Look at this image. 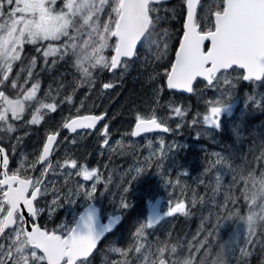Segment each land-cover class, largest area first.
Here are the masks:
<instances>
[{"label": "snow or ice", "instance_id": "1", "mask_svg": "<svg viewBox=\"0 0 264 264\" xmlns=\"http://www.w3.org/2000/svg\"><path fill=\"white\" fill-rule=\"evenodd\" d=\"M165 2L63 0L57 8V0H0V264H89L98 242L121 219L112 216L108 223L100 224L97 209L88 204L74 224L60 225L58 230L48 231L35 222L44 211L51 215L62 199L63 188L49 179L50 175L56 174L57 167L62 171L66 168L79 169L75 172L76 176H82L85 181H99L97 168L88 169L71 158L53 165L50 156L59 144L61 130L76 133L78 129H95L97 123L104 119L103 114H77L64 118L61 125L46 134L35 159L31 162L22 160L14 169L10 168L9 145L4 141L6 138L11 140L12 134L18 130L16 122L24 127L39 125L48 113L57 111L60 103H72V95L65 96L62 101H57L50 92L44 97L38 95L41 85L35 79L34 70L39 60L42 59L48 67L71 59L72 66L79 73L76 83V88H79L85 84L91 87L99 70L113 75L121 69L126 71L129 62L140 58L141 47L145 49V62L148 60L147 53L154 47L159 50L156 60L164 59L169 49L168 32L163 31V41L160 34L153 36L152 33L163 19L158 13L159 6ZM178 8V13L175 8L172 12L173 18L176 15L183 17L182 36L175 58L169 61L170 67L164 69L167 88L191 93L194 82L201 78L206 82L205 87L217 89L221 98L209 102L202 119L209 128L220 130L221 113L231 114L232 111L231 104L223 96L231 97L232 90L241 79L264 83V0H214L211 5H204L203 0H180ZM206 41H210V47L205 50ZM25 45L34 46L37 55L25 57ZM26 59L28 63L25 65ZM17 64L20 65L19 71H15ZM232 72H237L236 79H229ZM114 87L112 81L102 84L103 90ZM245 106L264 110V97L249 95ZM170 112L175 117L184 115L180 106H171ZM28 113L30 119L25 118ZM135 121L131 131L133 137L153 130L171 131L155 113L147 117L137 114ZM100 135L103 137L100 144L103 149L109 145L108 125H104ZM22 139L15 137L16 143L11 144L13 152ZM158 151L162 157L163 140ZM213 155L216 159L206 172H212L215 166L226 162L219 153ZM256 160L257 163L264 160V141L260 144V155ZM37 165L40 166V175L33 176ZM142 171L141 167L135 168L137 175ZM215 179L219 185V169ZM249 179L258 183L264 179V173H260V177L253 173ZM233 182H237L235 176ZM238 183L246 184L247 181L242 179ZM127 190L124 189L125 192ZM95 191L93 184L91 191L84 190L83 198L91 200ZM78 194L70 190L65 202L75 203L72 196ZM48 195L53 197L51 204L46 208L40 207L41 198ZM227 202L235 205L237 198L228 196ZM120 206L127 208L128 204L122 199ZM175 214H188L184 200L169 206L164 216ZM248 219L251 222L252 217ZM160 220L159 214L150 211L146 221L138 222L129 247L111 249L124 258L114 260L113 264H129L128 257L133 251L140 264H218L221 249L231 250L228 244L222 245L221 249L214 248L212 233H209L196 247V254L189 250L183 259L178 256L177 247H169L167 243L151 251V245L146 243L147 230L154 228ZM253 248V243L246 240L240 247L241 256H251Z\"/></svg>", "mask_w": 264, "mask_h": 264}, {"label": "trees", "instance_id": "2", "mask_svg": "<svg viewBox=\"0 0 264 264\" xmlns=\"http://www.w3.org/2000/svg\"><path fill=\"white\" fill-rule=\"evenodd\" d=\"M179 3L180 0H168L159 6L158 15L163 19L152 35L160 34L163 41V31L167 30L169 44L165 58L160 61L155 58L159 50L154 47L147 53L148 60L145 62V49L141 47L140 58L129 62L126 71L121 69L113 75L106 70H99L95 73L96 81L91 87L85 84L76 88L79 76L75 78V82L68 81L57 72L58 63L45 69L43 60H39L41 62L38 64L41 66L35 70V77L40 72L47 73V77L55 81L56 90L63 85L57 92L59 94L56 99L62 101L65 96L72 95L73 100L71 104L60 103L57 111L35 128H41L39 133H47L56 129L70 115L106 114L102 129L104 125H108L109 145L105 148L100 147L102 129L95 136L89 134L81 138L75 137L67 146L63 141L59 143V147L73 152L75 158L93 157L95 151L100 155L95 166L99 170V188L102 192L99 197L101 201L97 200L96 203L102 218L115 213L122 214L120 225L104 239V244L122 249L129 247L138 222L146 219L147 195L149 191L152 192L151 186L160 175L158 173H161L165 175V182L170 185L168 191L171 194L178 193L188 210L187 215L181 214L173 221L169 219L166 222L162 230L166 231L169 241L182 252L187 249L188 253L191 250L195 255L199 243L212 233L211 244L214 248L221 249L222 245L228 244L231 249H221L218 264H261L264 261V179L253 183L249 177L253 173L256 177L264 173V160L259 163L256 160L260 155L264 135L256 134L255 131L257 126L264 127V110L246 107L245 99L249 95L264 97V83H250L251 87L242 83L231 93V97L226 95L224 100L231 104L233 116L221 126L220 132L223 135L216 137L220 145L219 154L226 162L215 166L212 172H206L216 159L213 155L216 151L208 142L210 132L206 127L207 134L202 131V117L210 106L209 102L214 100L215 91L205 87L202 81L194 85L191 95L168 92L165 86L164 69L170 67L169 61L174 59L182 36L183 17L176 15L173 18L172 12L174 8L179 12ZM203 3L211 5L214 0H203ZM160 49H163V43ZM109 81L114 82L115 87L103 90L102 84ZM171 106L182 107L184 115H172ZM152 113L171 129L166 134L162 157L158 151L159 142L151 145L145 141L140 144L138 152L128 147L136 115L147 117ZM194 121L196 122L193 123ZM96 134L98 140L95 139ZM141 159L144 160L140 162ZM139 164L143 171L139 175L132 174L133 167ZM217 169L221 174L219 185L215 179ZM255 169L258 171L255 172ZM134 176L136 179H133ZM234 176L237 178L236 183L233 182ZM242 179L247 183H238ZM54 181L57 187L63 188L59 204L66 205L63 199H66L64 194L71 179L65 176L58 182ZM125 188L128 189L127 192L124 191ZM257 193H260L258 198L255 197ZM228 196L237 198V203H226ZM122 199L128 204L127 208H121ZM169 199L172 198L167 194V200ZM249 216L252 217L251 222ZM246 240L251 241L254 248L251 256L243 258L240 247ZM97 258L91 260V264H95Z\"/></svg>", "mask_w": 264, "mask_h": 264}, {"label": "flooded vegetation", "instance_id": "3", "mask_svg": "<svg viewBox=\"0 0 264 264\" xmlns=\"http://www.w3.org/2000/svg\"><path fill=\"white\" fill-rule=\"evenodd\" d=\"M23 55L25 57H27V58H31L33 55H37L35 53L34 46L25 45L24 46ZM38 62H41V61H38ZM24 63L26 65L28 63V60L26 59L24 61ZM40 66L41 65L37 64L36 69H38ZM48 68L50 69L51 66H48V67L45 66V69H48ZM16 69H17V71H19V69H20V65L19 64L16 65L15 70ZM47 75L48 74L45 73V72H40L38 77H35L36 80L40 81V85H41L38 95L40 97H44L45 93H49L50 92V94H52V92H53L54 94H52L51 96H54V97L58 98L57 92L61 90V87H59L58 90H56L55 81L52 80V79H49L47 77ZM20 82L23 83L22 80ZM249 87H251L250 82H249ZM51 114L52 113H49L42 122L45 123L46 120L48 119L49 115H51ZM231 116H233L232 113L229 114L228 112H223L221 114V121H220L221 126L224 123L226 124V122H229V118ZM25 118L26 119H30L29 113L26 114ZM16 123H18L17 124L18 130L14 134H12V139L11 140L6 138L5 141H4L5 144L9 145L8 155H9V159H10V168H13V169L18 167V165L20 164V162L22 160L26 161V162H31L32 160L35 159V157L38 155L39 150L42 148V145L44 143L46 134L48 133V132L47 133H44V132L39 133L38 132V131H41V128H35V126H39L40 124L39 125H32V126L24 127V126L20 125V122H16ZM206 129L210 132L209 133L208 142H209L211 148H214L216 153H219L220 152V145H219V142L216 139V137L219 134L216 133V132H220L221 129L220 130H215V129L208 128V127H206ZM25 133H27V135H25ZM83 134H84V132H82V133H77L76 132V133L68 135V134H66V132L63 129V130H61L60 135L58 136V141H59V143L63 141L65 143V145L67 146L68 144H70V142H72L73 138H75V137L81 138V136H84ZM85 134H93L95 136V133H92V132H85ZM16 136L23 137V139H22V141L19 144H17V146L15 148V151L13 152L12 149H11V144H15L16 143V141H15V137ZM158 136H161V139L159 140V143H160L161 140H163V142L165 143V140L167 139L166 135L165 134H155V133H152L149 136H145V137L141 138V140L140 139L136 140L135 138H133V136H131L132 139H130L129 142H133L134 141V142L143 143V142L146 141V138H155V137H158ZM65 137H67V139H65ZM95 139L98 140V135L97 134H96ZM117 140L118 139H115V141H117ZM167 141H170V140H167ZM98 156H99L98 152L95 151V153L93 154V157L90 156V158L89 157H87V158L89 160L93 161L94 163H97L99 161ZM81 157H83V156H81ZM65 158L75 159V154L73 152L70 153L68 150H66L65 147H59V144H58V146L56 147L55 152L50 156V160H51L52 164L55 165L57 161L63 162V160ZM76 159H79V158L77 157ZM39 168H40V166L37 165V171L32 173L33 176L40 175ZM58 173H62V170L58 171L56 169V174L55 175H50L49 179L52 180V181L56 180L58 182L60 179H62L61 176ZM52 199H53V197L51 195H48V196H46L44 198H41L40 207L46 208V206L48 204H51ZM92 200L93 199H91L88 203L93 202ZM159 202H160V208H159L157 214L160 215V213L163 210H165V203L162 200H159ZM148 204H150V203L148 202ZM84 208H85V206L82 207L79 210L78 214L75 216L74 219H71L68 216H64V212L68 211V206H63V205L60 206V205H58L56 207V210L54 212H52L51 215H49L48 211H44L41 214H39V216H38V218L36 219L35 222L39 226H41V228H45L48 231H52L54 229L58 230L60 225H63V224L72 225V224H74L75 221L77 220L78 216L80 215V213L84 210ZM146 208L148 210H150L148 208V206H147V203H146ZM30 226L31 225L29 224L28 227L30 228ZM107 236H109V235H107ZM104 239H102L98 243L95 251L93 252L91 257L89 258V264H91V260H95L97 258L96 254H97V252H99L98 250L103 249V248L106 249L107 247H109L108 244H104L103 243ZM112 246L116 247V246L111 244V247ZM116 248H119V247H116ZM109 251L111 253V250H109ZM98 259L99 260L103 259V256L100 255L97 258V260Z\"/></svg>", "mask_w": 264, "mask_h": 264}, {"label": "rangeland", "instance_id": "4", "mask_svg": "<svg viewBox=\"0 0 264 264\" xmlns=\"http://www.w3.org/2000/svg\"><path fill=\"white\" fill-rule=\"evenodd\" d=\"M62 3H63V0H57V5H56L57 8H59ZM57 63H58L57 72L61 73L62 77H65L66 79H68V81L75 82V78L77 76H79V73L76 72V70L72 66L71 59L64 60V61H58ZM236 77H237V74H235V73H232L229 75V79H236ZM241 84H242V80H239L236 84V87L232 90V92L237 88V86H239ZM213 90L215 91V94L213 97L214 100L220 99L221 98L220 92L217 89H213ZM52 94H54V93L52 92ZM225 97H226V95L223 96V99H225ZM234 106L235 105H233V107ZM61 111H62V109H61ZM231 113L233 114L232 111H231ZM29 115H30V113H29ZM204 127H206V124H204V122H202V128H203L202 131L207 134ZM255 131H256V134L264 135V127L261 125L257 126ZM218 134H219L218 136L223 135L221 132H218ZM83 135L84 136H81V137H85V135H89V134L84 133ZM87 137H89V136H87ZM160 139H161V136H158L155 138H146V143L152 145L154 143L159 142ZM170 142H172V140H170ZM128 147H130V149H133V151H136V152H138L141 149L140 143H138V142H129ZM99 157H100V155L98 156V158ZM76 160L80 165H83L84 167H87L88 169L97 168L95 166L96 163L89 160L85 156L80 157L79 159H76ZM143 160L144 159H141L140 162H142ZM136 167L142 168V165H140V164L135 165L132 169V174H137L135 172ZM56 169L58 171L61 170V169H59V167H57ZM78 170L79 169L74 170L71 168H66L62 171V173H58L61 176V178H64L65 176H67L71 179V183H70L69 187L67 186L65 194H64L66 199H67V193L70 190L79 193L78 195L72 196V200H74L75 203H67L66 204V206H68V211L64 212V216H68L71 219H74L75 216L78 214L79 210L82 207H84L86 204H88V202L90 201V200H85L83 198V193H84L85 189L88 191H91L93 184H95V186H96V191L93 193L92 199H96V200L101 201V198H99L100 193L102 192V189L99 188V187H101V183H100L101 180L99 179V181H96L95 179H93L91 181H85L82 176L78 177L75 175V172ZM98 172H99V170H98ZM69 173H71V175H69ZM158 174H160V175H158L155 178V183L151 186L153 189L152 192L151 193H150V191L148 192L150 195L149 194L147 195L146 203L147 204H148V202L151 203L152 205H149V206L152 207V206H154V204L158 200H162L165 203V210H163L160 213V216H161L160 222H158L154 226V228L147 230L149 235L147 236L146 243L151 245V251H155V249L158 245L163 246L164 243H167L169 247L176 246L179 258L183 259L184 257H186L188 255V250L184 249V251L182 252L181 249L177 245L173 244L171 241L168 240V238H166V231H163L162 229L166 226V222L169 219H170V221H173L174 218H177L179 215H181V214H175V215L170 216V217L164 216V213L167 211L168 207L171 205H174L177 201L184 200V199H182L180 196H178V193L171 194V192L168 191L170 189V185L167 182H165V180H166L165 175H163L161 173H158ZM79 185H83L84 187L79 188L78 187ZM166 193L172 199L167 200V194ZM255 197L256 198L260 197V193H257ZM148 214H149V210L147 209L146 218L148 217ZM145 221H146V219H145ZM161 235H162V237H161ZM108 245H109V247H107L106 249L103 248L98 252V255H102L103 259H101V260L98 259L95 264H113L114 260L124 259L123 257H120L118 255L116 256V254H114L112 251L110 253L109 250H111L113 248V246L111 247V244H108ZM136 257H137V254L133 251L132 254L128 257L129 264H140V261H138Z\"/></svg>", "mask_w": 264, "mask_h": 264}, {"label": "water", "instance_id": "5", "mask_svg": "<svg viewBox=\"0 0 264 264\" xmlns=\"http://www.w3.org/2000/svg\"><path fill=\"white\" fill-rule=\"evenodd\" d=\"M168 0H166V2H167ZM165 2V3H166ZM205 44H208V47H210V41H206L205 42ZM179 47V46H178ZM110 73V72H109ZM197 80H202L201 78H198ZM203 81V80H202ZM197 82V81H196ZM196 82H194V84L196 83ZM205 82V81H204ZM244 82H246V81H244ZM247 83V82H246ZM165 85H166V90L168 91V92H175V93H180V94H187V95H191L192 94V92L191 93H188V92H186V91H180V90H170V89H168L167 88V83H166V81H165ZM86 115H95V114H86ZM104 115V119L106 118V115L105 114H103ZM99 116V115H98ZM104 119L103 120H101V121H99L98 123H97V125H96V127H95V129L98 127V125L102 122V121H104ZM135 126V125H134ZM134 128V127H133ZM95 129H78L77 130V132H79V131H87V130H91V131H93V130H95ZM64 130H66V129H64ZM68 133H70V134H73V133H71V132H69L68 130H66ZM150 133H166V132H163V131H161V130H153V131H151V132H149V133H141L139 136H136L137 138L138 137H140V136H142V135H145V134H150ZM90 204H92L96 209H97V218H98V223H100V224H104V223H108L109 222V218L110 217H112V216H119V217H121V219L119 220V222H117L116 223V225L114 226V228H113V230L112 231H110V232H108V233H106L105 234V236L104 237H102L101 238V240L102 239H104L107 235H109V234H111L117 227H118V225L121 223V220H122V215L121 214H115V215H110V216H108L104 221H102V219H101V216H100V212H99V208L95 205V203H90ZM86 207L87 206H85V208H84V210L86 209ZM158 209H159V202H156V204L154 205V207L151 209V211H153L154 212V214H157L158 213ZM83 210V211H84ZM82 211V212H83ZM81 212V213H82ZM80 213V214H81ZM78 218H79V216H78ZM77 218V219H78ZM100 240V241H101ZM99 241V242H100ZM98 242V243H99ZM98 245V244H97ZM95 251V250H94Z\"/></svg>", "mask_w": 264, "mask_h": 264}]
</instances>
